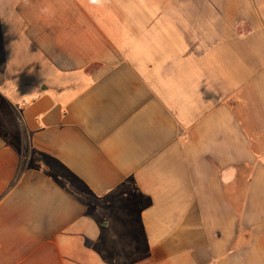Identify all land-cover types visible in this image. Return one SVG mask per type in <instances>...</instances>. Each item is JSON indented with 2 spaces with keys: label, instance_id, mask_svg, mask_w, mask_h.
Returning a JSON list of instances; mask_svg holds the SVG:
<instances>
[{
  "label": "crops",
  "instance_id": "crops-1",
  "mask_svg": "<svg viewBox=\"0 0 264 264\" xmlns=\"http://www.w3.org/2000/svg\"><path fill=\"white\" fill-rule=\"evenodd\" d=\"M0 264H264V0H0Z\"/></svg>",
  "mask_w": 264,
  "mask_h": 264
}]
</instances>
